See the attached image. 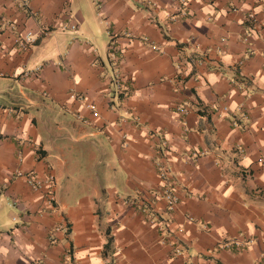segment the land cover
<instances>
[{
	"label": "crops",
	"instance_id": "obj_1",
	"mask_svg": "<svg viewBox=\"0 0 264 264\" xmlns=\"http://www.w3.org/2000/svg\"><path fill=\"white\" fill-rule=\"evenodd\" d=\"M186 1L0 0V264L264 263V0Z\"/></svg>",
	"mask_w": 264,
	"mask_h": 264
},
{
	"label": "built area",
	"instance_id": "obj_2",
	"mask_svg": "<svg viewBox=\"0 0 264 264\" xmlns=\"http://www.w3.org/2000/svg\"><path fill=\"white\" fill-rule=\"evenodd\" d=\"M182 3L184 6L187 5V1L186 0H182ZM18 6L22 9H24L26 13H30V2L29 0H20V2L18 3ZM248 20L255 24L258 22L257 20V16L255 15V13H250L247 16ZM3 27L9 28L11 29L15 34L14 37V45L12 50H16L19 51L21 53H27L29 52L32 47L35 45L37 38L34 36V34L30 31L24 32V33H20V32H16V25L6 19L5 17H0V29H2ZM75 27H73L74 29ZM44 35H48L50 34L49 30H44L43 33ZM154 49L157 50V47L154 46ZM41 69L38 68L34 71H29L27 73H25V77L28 78L30 76H35L38 75L40 73ZM125 79L123 78H118L116 79V89L119 92L120 95H124L125 97L128 96L132 89L131 87H129L125 81ZM72 98L78 99L80 102L85 103V97L83 95H79V94H75L73 93ZM86 106L93 111L94 113L97 112V107L94 104H86ZM179 111H181L183 114L187 113L189 108H188V104L186 103H181L178 107ZM229 111L228 107H223L221 109L217 110V113L219 116H222L224 113H227ZM163 151L160 152V154H162ZM156 169L159 175V178L162 180L163 183V187L161 188L160 191V197L161 199H163L166 203H167V209L170 213H173L176 211L178 204H179V199L176 195V187H175V182L173 180V177L171 176L168 166L167 164L164 162V160L162 159L161 156H159L158 159H156ZM17 176L21 177L25 180V182L27 183V185L33 190V191H41V190H45L46 192V203L44 204L46 208H49L50 211H52L53 213L57 212V199H56V192H55V185H56V180L55 177L53 175H48L45 177H41L39 176L36 171H30V172H24V171H18L17 172ZM134 206H137V208L146 215H149V219H150V223L151 224H161V221L158 217H153L151 216L150 213V209L149 207L145 206L143 203H141L140 201H133ZM190 220H192L191 218H189ZM163 224H165L163 222ZM62 226H58L56 227L55 231H62ZM163 229V228H161ZM65 230L67 231V228L65 227ZM54 235L55 233L53 232V234L50 235L49 239L51 242H55L54 239ZM254 264H264L262 261H257Z\"/></svg>",
	"mask_w": 264,
	"mask_h": 264
}]
</instances>
